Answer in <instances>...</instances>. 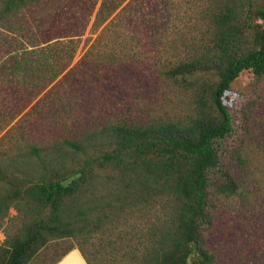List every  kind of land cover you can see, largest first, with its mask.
Here are the masks:
<instances>
[{
	"label": "trees",
	"instance_id": "trees-1",
	"mask_svg": "<svg viewBox=\"0 0 264 264\" xmlns=\"http://www.w3.org/2000/svg\"><path fill=\"white\" fill-rule=\"evenodd\" d=\"M195 1L201 4L193 27L157 43L171 28L173 0H133L86 54L97 67L140 60L143 40L127 34L135 16L155 50L157 84L186 104L184 113L142 121L129 105L103 121L96 116L74 136L28 143L13 172L0 161V228L7 225L0 264H33L60 242L70 246L51 264L75 249L87 264H226L208 236L245 182L236 168L243 148L226 144L234 119L224 99L244 72L264 79V0ZM97 2L0 0V134L65 68L52 58L66 45L41 47L18 29L27 35L32 21L45 20L43 12L69 9L75 24L67 36H81ZM105 5L94 32L115 12L105 16ZM160 13L162 23L153 18ZM11 208L17 215L6 224Z\"/></svg>",
	"mask_w": 264,
	"mask_h": 264
},
{
	"label": "rangeland",
	"instance_id": "rangeland-1",
	"mask_svg": "<svg viewBox=\"0 0 264 264\" xmlns=\"http://www.w3.org/2000/svg\"><path fill=\"white\" fill-rule=\"evenodd\" d=\"M131 2L133 0H98L81 36H67L75 24L69 9L63 13L43 12L45 20L32 21V29L27 35L23 29H18L23 38L44 43L41 47L56 43L62 48L66 45L62 55L54 54L52 58L53 62L59 60L65 68L51 86L36 96L0 134L3 169L14 171L11 164L24 153L28 143L36 141L48 145L56 139L74 136L80 133L82 126L94 125L96 116L98 121H103L107 113L115 116L129 105L133 115L142 121L152 113L167 119L184 113L186 104L173 98L164 85L157 84L158 77L152 67L155 50L150 38H145L143 31L134 26L139 25L135 16L129 17L127 34L143 40L145 54L140 60H130L120 66L97 67L86 59L99 33ZM103 3L106 4L105 16L110 10L115 9V12L104 22L99 21L94 32L93 24ZM200 4L195 0H173L171 28L164 38L157 36L154 40L157 43L161 39L171 40L178 32L193 27L197 18L195 8ZM150 10L146 11L148 15ZM153 18L158 23L166 20L162 13ZM39 21L42 22L37 23ZM138 29L139 34L134 32ZM6 35L13 36L7 32ZM135 47L133 43L129 48L137 51ZM224 101L234 119V131L226 144L243 148V165L236 168L242 170L239 181L245 182V190L223 205L211 233L206 234L210 233V243L220 249L221 259L226 264H264V79L256 80L252 73L244 72L226 93ZM70 112L73 118H69ZM16 215L17 211L11 208L6 224ZM6 226L0 228V245L6 240ZM69 246L66 242L51 244L40 252L33 264H51Z\"/></svg>",
	"mask_w": 264,
	"mask_h": 264
},
{
	"label": "crops",
	"instance_id": "crops-1",
	"mask_svg": "<svg viewBox=\"0 0 264 264\" xmlns=\"http://www.w3.org/2000/svg\"><path fill=\"white\" fill-rule=\"evenodd\" d=\"M58 264H87L79 250L75 249L67 254Z\"/></svg>",
	"mask_w": 264,
	"mask_h": 264
}]
</instances>
